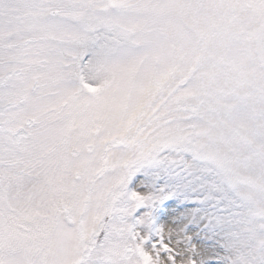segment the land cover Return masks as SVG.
Listing matches in <instances>:
<instances>
[{
  "label": "rangeland",
  "instance_id": "1",
  "mask_svg": "<svg viewBox=\"0 0 264 264\" xmlns=\"http://www.w3.org/2000/svg\"><path fill=\"white\" fill-rule=\"evenodd\" d=\"M262 17L0 0V264H264Z\"/></svg>",
  "mask_w": 264,
  "mask_h": 264
},
{
  "label": "water",
  "instance_id": "2",
  "mask_svg": "<svg viewBox=\"0 0 264 264\" xmlns=\"http://www.w3.org/2000/svg\"><path fill=\"white\" fill-rule=\"evenodd\" d=\"M254 53L260 67L264 70V20L253 33Z\"/></svg>",
  "mask_w": 264,
  "mask_h": 264
},
{
  "label": "flooded vegetation",
  "instance_id": "3",
  "mask_svg": "<svg viewBox=\"0 0 264 264\" xmlns=\"http://www.w3.org/2000/svg\"><path fill=\"white\" fill-rule=\"evenodd\" d=\"M263 19H264V17H262V19L260 20V22L258 23V25L263 21ZM215 21H216V20H215ZM232 21H233V23L236 22V20H232ZM213 22H214V20H213ZM258 25H257V26H258ZM257 26H256V27H257ZM256 27H255V28H256ZM255 28L252 29V31L250 30V32H242L244 35H241V36H248V37L251 35V41H252L253 51H254V49H255L254 42H253V33H254ZM189 73H190V75H193V74H194V68H190V69H189Z\"/></svg>",
  "mask_w": 264,
  "mask_h": 264
},
{
  "label": "trees",
  "instance_id": "4",
  "mask_svg": "<svg viewBox=\"0 0 264 264\" xmlns=\"http://www.w3.org/2000/svg\"><path fill=\"white\" fill-rule=\"evenodd\" d=\"M113 193H115V191H111V192H110V195H109V197H108V202H109V201L111 202V200L114 199V197H113ZM104 219L106 220V218H104ZM104 219L102 220V222H101V224H100V229H99V234H101V235H103L104 232H105V223H106V221H104Z\"/></svg>",
  "mask_w": 264,
  "mask_h": 264
},
{
  "label": "bare ground",
  "instance_id": "5",
  "mask_svg": "<svg viewBox=\"0 0 264 264\" xmlns=\"http://www.w3.org/2000/svg\"><path fill=\"white\" fill-rule=\"evenodd\" d=\"M164 219H165V218H162V219H160L159 223L161 224V222H163V221H164ZM198 249H200V250H201V246H200V245H198ZM201 254H202V252H201Z\"/></svg>",
  "mask_w": 264,
  "mask_h": 264
}]
</instances>
